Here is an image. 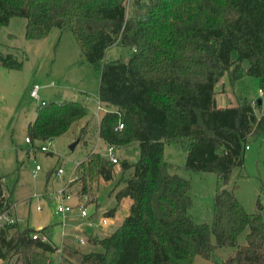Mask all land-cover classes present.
<instances>
[{
	"label": "trees",
	"instance_id": "trees-1",
	"mask_svg": "<svg viewBox=\"0 0 264 264\" xmlns=\"http://www.w3.org/2000/svg\"><path fill=\"white\" fill-rule=\"evenodd\" d=\"M14 16L27 19L28 39L43 38L53 27L75 35L100 71L99 99L110 108L99 121L100 138L119 148L133 141L140 147L134 160L113 162L91 151L76 165L68 186L78 183V197L90 202L99 184L113 179L117 163L130 171L113 189L116 205L104 215L114 216L127 197L132 202L114 231L89 235L100 250L70 248L61 252L60 264H200L197 255L212 264H264L263 214L249 213L226 187L233 168L244 165L249 138L264 134V111L258 114L246 98L221 105L216 89L224 76L233 82L251 75L262 78L264 93V0H0V27ZM113 45L130 47V57L108 59ZM0 64L23 66L1 49ZM87 114L79 101L44 100L28 124L29 142L54 139ZM119 120L122 131L115 129ZM85 132L86 125L80 136ZM167 143L186 150L187 169L218 174L210 222L190 216L192 184L165 158ZM11 207L0 175V211ZM23 222L0 227V259L51 264L49 253L59 246L51 235V242L33 238L47 227ZM222 247L233 252L216 258Z\"/></svg>",
	"mask_w": 264,
	"mask_h": 264
},
{
	"label": "rangeland",
	"instance_id": "rangeland-1",
	"mask_svg": "<svg viewBox=\"0 0 264 264\" xmlns=\"http://www.w3.org/2000/svg\"><path fill=\"white\" fill-rule=\"evenodd\" d=\"M26 24L25 17L14 16L7 25L0 27V49L4 54L13 53L23 62L21 68L0 64V175L4 176L6 192L15 204L13 215L25 219L23 224L35 229L47 227L46 232L51 235L52 240H60L61 243V230H66L71 223L80 224L88 234L92 231L76 205L79 198L78 183L68 185L76 176V165L86 159L91 151L106 155L108 144L100 138L98 124L102 115L110 108L99 99L100 71L85 59L75 35L71 31L61 32L58 27H53L43 38L28 39L25 35ZM131 53L130 47L113 45L108 48L106 56L108 59H127ZM36 84L40 86L39 98L31 95ZM260 88H263L260 77L246 75L231 82L224 76L216 86L217 100L222 105L237 103L239 98H246L256 104V112L259 114L264 111V93H260ZM44 100L79 101L87 107L88 114L53 140H37L32 144L26 141L28 124L35 119L38 106ZM99 105L102 106L101 109L98 108ZM84 125L86 132L80 136L81 127ZM76 141V146L71 148ZM42 145H47L48 151H41L39 148ZM117 155L120 160L138 158V142L133 141L124 147H117ZM165 158L178 166L180 175L191 181L192 207L189 214L192 219L198 223L210 222L218 190V174L187 169L186 150L173 143L165 145ZM37 165L40 168L36 170ZM59 167L65 170L61 175L56 173ZM129 175L130 171L124 173L120 163H117L113 179L99 184L96 200H86L84 204L93 221L98 222L108 209L116 205V190L113 189L123 176ZM64 187L75 195L67 200L74 208L65 218L54 214V207L59 199L54 194ZM226 187L234 190L236 197L249 213L261 212L264 217V134L249 138L244 165L233 168ZM45 192L52 193L53 198L43 196L39 199L34 196ZM39 202L45 206L42 211L36 209ZM118 210V215L121 216L125 207L120 205ZM63 219L66 220L64 228L60 224ZM115 223L117 224V210L116 219L108 229H113ZM98 228H101L100 221ZM248 231L245 228L241 232L240 243H246ZM80 246L83 252L100 250V247L90 242ZM60 252L57 250L49 253L51 264H60ZM232 252L231 247L215 250L216 258H226ZM69 257L77 259L74 255ZM19 262L17 256L0 259V264H21ZM196 262L212 264L211 260L200 255L196 256Z\"/></svg>",
	"mask_w": 264,
	"mask_h": 264
},
{
	"label": "built area",
	"instance_id": "built-area-1",
	"mask_svg": "<svg viewBox=\"0 0 264 264\" xmlns=\"http://www.w3.org/2000/svg\"><path fill=\"white\" fill-rule=\"evenodd\" d=\"M39 90H40V86L38 84H36L31 91V95L33 97L39 98ZM260 93H263L262 89H260ZM98 107H99V109H101L102 106L99 105ZM123 128H124V122L122 120H119L115 126V129L118 131H122ZM51 140H53V139H51ZM26 141L29 142L30 138L26 137ZM48 149H49V147L47 145H42L40 147V150L44 151V152L48 151ZM106 156H108L113 162H118L119 156L117 155L116 145H114V144H108L107 145ZM39 168H40L39 165H37L36 170ZM36 170H35V173H36ZM64 171L65 170L63 167H59L56 173H57V175H61L64 173ZM74 179L70 180V182L73 181ZM34 196L39 198V199L43 196L46 198H49V199L53 198V195L50 192H45L44 194H35ZM54 196L59 198L57 203H56V206L54 207V214L65 218L66 214L68 212H71L74 208V206L71 203H69L67 200L73 198V196H75V195H73L71 192H69V190L66 187H64L57 194H54ZM87 199H88L87 196H83L82 198H78V200L76 199L77 200L76 205L79 206L80 214L82 217H85L87 219L88 224L92 227H97L98 223L93 221L92 219H90V217H88L89 212H88L87 206L84 204ZM44 208H45L44 204H42L40 202L37 203L36 209L38 211H42ZM12 210H13V207L6 209V210H3V211H0V227L5 226L7 224L14 223L16 221H23L24 220L23 218H18L16 216H14L12 213ZM109 222H110V218L107 215L102 216L100 219V224H102V225H108ZM61 225L63 228L66 226V220L65 219H63L61 221ZM33 238L40 239L43 242H51L50 234L48 232H45V231L34 232ZM76 240L79 241L81 244H85L87 241L85 238L78 236V235H76Z\"/></svg>",
	"mask_w": 264,
	"mask_h": 264
},
{
	"label": "crops",
	"instance_id": "crops-1",
	"mask_svg": "<svg viewBox=\"0 0 264 264\" xmlns=\"http://www.w3.org/2000/svg\"><path fill=\"white\" fill-rule=\"evenodd\" d=\"M131 202H132V200L129 197L123 199V201L121 202L120 205H123L125 207V212H124V214L119 216L118 215L119 210L117 209V224L115 223V225H114L115 227H113V229H111V230H109L108 228H109L110 224L114 223V220L116 219V212H115V214L113 216L114 218L110 219V222H109L108 225H102L101 224V228H98V225H97V227H92V226H90L88 224L90 226L91 230H92L91 233H89V234L85 230H83L81 228L82 226L80 224H76V225H74L72 223L69 224V226H68L69 228L67 227L66 230H64V229L61 230V233H60V236L62 235L61 243L59 242L60 240L59 241L58 240L57 241L53 240L59 246L58 251L59 252H60V250H61V252L62 251L65 252L66 251V253H67V251H69L68 249H70V248H77V249L82 251L81 246H80L81 243L76 240V235L85 238L87 240L86 241V243H87L89 235H91V234H96V235H98L100 237H103L104 235H107V234L111 233L112 231H114L121 224V222L124 219V217L128 214L127 212H129V206H130ZM102 216H104V215H102ZM88 217H90V219L93 220L91 215H89ZM86 221H87V219H86ZM99 221L97 222L98 224H99ZM60 224H61V222H60Z\"/></svg>",
	"mask_w": 264,
	"mask_h": 264
},
{
	"label": "water",
	"instance_id": "water-1",
	"mask_svg": "<svg viewBox=\"0 0 264 264\" xmlns=\"http://www.w3.org/2000/svg\"><path fill=\"white\" fill-rule=\"evenodd\" d=\"M259 102H261V99H259ZM78 141L74 142L72 145H71V148H74L76 146Z\"/></svg>",
	"mask_w": 264,
	"mask_h": 264
}]
</instances>
